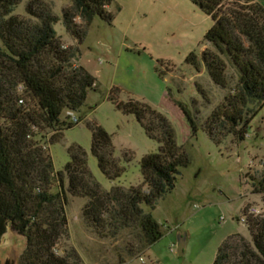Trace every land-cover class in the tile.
<instances>
[{"label":"trees","instance_id":"trees-1","mask_svg":"<svg viewBox=\"0 0 264 264\" xmlns=\"http://www.w3.org/2000/svg\"><path fill=\"white\" fill-rule=\"evenodd\" d=\"M67 1L63 23L79 43L96 18L112 19V0ZM190 1L213 21L206 34L213 50L203 53L201 64L212 82L227 91L203 129L216 144L231 135L242 143L264 109V6L255 0ZM20 2L0 0V222L5 228L11 222L28 237L20 264H86L73 248L57 253L69 238L71 197L87 200L82 218L99 237L129 230L141 245L156 244L163 237L162 225L144 206L154 207L176 188L181 170L191 163L188 153L177 144L163 114L135 100L116 102L159 144L158 152L143 159V182L102 190L79 145L68 148L69 161L57 172L51 146L79 125L81 119L74 122L73 117L96 83L83 66L73 65L78 51L65 45L54 29L60 18L39 0L27 5L28 18L14 15ZM181 107L196 134L198 122L184 104ZM88 126L101 173L111 181L119 179L125 167L115 158L112 135L96 123ZM262 167L258 179H249L253 192L264 196V162ZM244 224L251 242L238 253L229 238L214 264H264V219L248 215Z\"/></svg>","mask_w":264,"mask_h":264},{"label":"rangeland","instance_id":"rangeland-1","mask_svg":"<svg viewBox=\"0 0 264 264\" xmlns=\"http://www.w3.org/2000/svg\"><path fill=\"white\" fill-rule=\"evenodd\" d=\"M31 1L21 0L14 15L28 18ZM39 1L60 18L54 29L64 44L78 51L73 65L83 66L96 83L83 108L75 113L81 119L79 125L67 129L62 140L51 146L55 168L63 169L69 161L68 148L79 145L86 150L88 167L102 190L140 185L143 159L158 152L159 144L133 115L116 107V102L130 100L163 114L177 144L191 159L181 170L176 188L154 207L144 206L162 225L159 242L143 246L129 230L101 238L82 218L85 202L69 198V238L57 253L73 248L86 264H141L142 257L147 264H214L218 250L232 237L240 253L251 242L246 225L240 222L246 216L244 210L256 208L252 216L264 219V196L253 192L249 179L251 175L258 179L263 171L264 109L242 143L231 135L216 144L203 129L227 93L212 82L201 64L203 53L213 50L206 40L212 19L190 0H112V19L96 18L79 43L62 19L70 2ZM75 21L82 24L80 18ZM181 104L198 122L196 134ZM89 123L112 135L115 158L125 167L119 179L111 181L101 173L91 152ZM5 232L0 222V242ZM179 233L187 238L183 256L177 254Z\"/></svg>","mask_w":264,"mask_h":264},{"label":"water","instance_id":"water-1","mask_svg":"<svg viewBox=\"0 0 264 264\" xmlns=\"http://www.w3.org/2000/svg\"><path fill=\"white\" fill-rule=\"evenodd\" d=\"M28 243V237L19 233L14 225L9 222L0 242V264H20L21 257L25 253ZM186 243V234L179 233L177 237L178 256L184 255Z\"/></svg>","mask_w":264,"mask_h":264},{"label":"built area","instance_id":"built-area-1","mask_svg":"<svg viewBox=\"0 0 264 264\" xmlns=\"http://www.w3.org/2000/svg\"><path fill=\"white\" fill-rule=\"evenodd\" d=\"M73 121H74V122H78V118L74 116V117H73ZM256 212H257L256 208L251 207V208L249 209V211L247 212L248 214H247L246 216L242 217V218L240 219V221H241L242 223H245L246 220H247V216H248V215L255 214ZM222 220H224V218H222ZM172 250H173V246H172ZM140 261H141V264H147L146 261H145V259H144L143 257L140 259Z\"/></svg>","mask_w":264,"mask_h":264},{"label":"crops","instance_id":"crops-1","mask_svg":"<svg viewBox=\"0 0 264 264\" xmlns=\"http://www.w3.org/2000/svg\"><path fill=\"white\" fill-rule=\"evenodd\" d=\"M241 1H245V0H241ZM255 1L259 2L262 6H264V0H255ZM67 162H68V160H67ZM55 170L58 172V171H61L62 169L59 170V169H56L55 168ZM71 198L78 199V200H83L85 202V205L87 203V200L86 199H81V198H76V197H71ZM67 211H68V209H67Z\"/></svg>","mask_w":264,"mask_h":264}]
</instances>
